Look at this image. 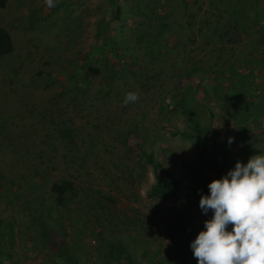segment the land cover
<instances>
[{
  "label": "rangeland",
  "instance_id": "374dc122",
  "mask_svg": "<svg viewBox=\"0 0 264 264\" xmlns=\"http://www.w3.org/2000/svg\"><path fill=\"white\" fill-rule=\"evenodd\" d=\"M0 26V264H264V0H6ZM158 171L217 196L154 197Z\"/></svg>",
  "mask_w": 264,
  "mask_h": 264
},
{
  "label": "trees",
  "instance_id": "16d2710c",
  "mask_svg": "<svg viewBox=\"0 0 264 264\" xmlns=\"http://www.w3.org/2000/svg\"><path fill=\"white\" fill-rule=\"evenodd\" d=\"M6 4V0H0V8H3ZM119 11L116 12V17H118ZM13 51V43L8 31L0 26V57L10 54ZM200 130V129H199ZM202 131V130H200ZM204 134V133H202ZM216 178H210L206 180L204 188L202 191L198 190H183L178 180L170 175L157 172V181L151 188V195L157 198L167 199L170 198L178 203H190L198 204L202 199L210 196H217ZM73 189L72 182L69 180H60L54 182L51 185V191L55 194V200L57 203L63 201V197L67 191ZM250 191H253L252 193ZM246 192L251 196L253 194L264 193V188H248Z\"/></svg>",
  "mask_w": 264,
  "mask_h": 264
}]
</instances>
